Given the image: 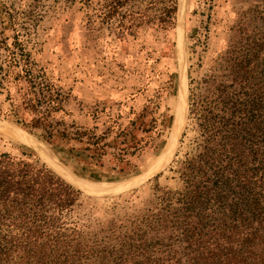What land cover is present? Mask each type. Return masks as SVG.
<instances>
[{
    "label": "trees",
    "instance_id": "1",
    "mask_svg": "<svg viewBox=\"0 0 264 264\" xmlns=\"http://www.w3.org/2000/svg\"><path fill=\"white\" fill-rule=\"evenodd\" d=\"M104 1L103 21L124 35L131 26L121 11L135 0ZM148 4L143 30L173 26L176 0ZM251 11L263 24L264 2ZM235 32L204 93L189 88L182 135L192 133L189 149L170 169L179 185L155 184L125 215L95 225L75 220L79 191L29 156L0 152V264H264V34L252 22ZM0 49V79L12 80L3 85L5 116L46 143H72L65 160L83 176L125 177L143 148L131 141L135 121L124 127L94 105L84 110L90 125L66 123L70 92L46 77L17 37L10 45L0 39Z\"/></svg>",
    "mask_w": 264,
    "mask_h": 264
},
{
    "label": "rangeland",
    "instance_id": "2",
    "mask_svg": "<svg viewBox=\"0 0 264 264\" xmlns=\"http://www.w3.org/2000/svg\"><path fill=\"white\" fill-rule=\"evenodd\" d=\"M150 1L135 0L122 8L123 22L131 29L120 35L114 30L115 23L103 21L104 0H0V39H7L10 45L17 37L46 77L70 92L64 121L90 125L85 108L104 106L105 113L124 127L134 120L131 141L143 145L130 158L131 168L125 177L113 181L87 178L65 160L64 150L72 143L59 139L46 143L40 131L5 116L8 105L3 102V85L12 80L0 79V152L18 158L29 156L45 165L33 143L28 145L9 134L18 131L36 140L71 175L85 181L131 185L156 172L142 185L117 195L94 197L80 192L79 205L71 215L80 222L88 219L95 225L110 216L125 215L149 198L155 184L179 185L170 169L189 149L192 133L187 131L182 138L188 124L187 110L174 154L168 158L172 143L160 166L151 171L172 133L181 85H186L188 109L189 88L203 94L206 83L215 79L220 57L229 42L237 39L235 29L240 23L252 22L264 34V23L254 22L251 11L254 3L264 0H182L179 26L174 16L171 28L143 30L141 14ZM5 54L0 49V61ZM142 112L144 116L139 117Z\"/></svg>",
    "mask_w": 264,
    "mask_h": 264
},
{
    "label": "bare ground",
    "instance_id": "3",
    "mask_svg": "<svg viewBox=\"0 0 264 264\" xmlns=\"http://www.w3.org/2000/svg\"><path fill=\"white\" fill-rule=\"evenodd\" d=\"M178 26H179V24H178ZM181 86H182V89L179 92L178 100L176 103V115H175V119L173 121L172 133H170L171 135H170V138H169V141L167 143L165 150L163 151L161 157L157 160L155 165L152 167L151 172L157 170V168L160 166L161 159L164 157L166 150H168L170 148V144H172L174 142L176 132L179 128L178 126H180L181 118H182V112H183V104L185 103V96H186L185 85H181ZM16 133L11 132L9 134L11 136H13L14 138H16L17 140L22 141L28 145H31V143H33V148L40 155L42 160L46 163V165L49 168L53 169L60 177L65 179L67 182L71 183L72 185L78 187L79 189H81L82 191H84L88 194L93 193L92 195H99V194L105 195L108 193H115V192H118L120 190H124L130 186L136 185L140 181V180L134 181L131 185L129 183L128 184H120V185H112V184H98V183H92L89 181L82 180L80 178H77V177L71 175L64 167H62V165H60L54 159V157H52L48 152L44 151V149L36 142V140H30V138L26 137L25 135L19 134V133L16 134Z\"/></svg>",
    "mask_w": 264,
    "mask_h": 264
},
{
    "label": "water",
    "instance_id": "4",
    "mask_svg": "<svg viewBox=\"0 0 264 264\" xmlns=\"http://www.w3.org/2000/svg\"><path fill=\"white\" fill-rule=\"evenodd\" d=\"M182 0H177L176 2V9H175V22H176V26L178 25L180 19H181V11H182ZM180 16V17H179ZM180 18V19H179ZM182 57H183V41H182ZM183 59V58H182ZM183 76V75H182ZM185 89H186V85H185ZM186 110H187V89H186V96H185V103L183 104V112H182V118H181V123H180V126L177 130V133H176V136H175V139H174V142L172 144V147H171V151L169 153V157L170 158L173 154H174V151H175V148L177 146V143L180 139V136L182 134V129H183V124H184V120H185V114H186ZM167 161H169L167 159ZM45 166L51 170L54 174H56L59 178H61L64 182H66L68 185H70L71 187H73L74 189H76L77 191L83 193V194H86V195H89V196H94V197H104V196H112V195H117V194H120L122 192H125L129 189H133V188H136L140 185H142L144 182H146L147 180H149L150 178H152L153 176L156 175V172L150 174L147 178L144 177V178H141V179H138L140 180L138 184L136 185H133V186H130L124 190H120L118 192H115V193H108V194H105V195H92V194H88L84 191H82L81 189H79L78 187L72 185L71 183L67 182L65 179H63L62 177H60L53 169L49 168L46 163L44 162ZM137 181V180H136Z\"/></svg>",
    "mask_w": 264,
    "mask_h": 264
}]
</instances>
